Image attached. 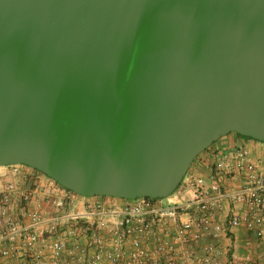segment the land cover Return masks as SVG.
<instances>
[{
    "label": "water",
    "instance_id": "1",
    "mask_svg": "<svg viewBox=\"0 0 264 264\" xmlns=\"http://www.w3.org/2000/svg\"><path fill=\"white\" fill-rule=\"evenodd\" d=\"M230 133L264 143V0H0V166L166 199Z\"/></svg>",
    "mask_w": 264,
    "mask_h": 264
},
{
    "label": "built area",
    "instance_id": "2",
    "mask_svg": "<svg viewBox=\"0 0 264 264\" xmlns=\"http://www.w3.org/2000/svg\"><path fill=\"white\" fill-rule=\"evenodd\" d=\"M214 155L166 199L85 197L0 166V264H255L221 242L245 230L264 246V158L244 142Z\"/></svg>",
    "mask_w": 264,
    "mask_h": 264
},
{
    "label": "crops",
    "instance_id": "3",
    "mask_svg": "<svg viewBox=\"0 0 264 264\" xmlns=\"http://www.w3.org/2000/svg\"><path fill=\"white\" fill-rule=\"evenodd\" d=\"M245 143L251 150L254 160L260 157L264 158V143L253 139H247L237 133H230L215 142L206 151L201 153L194 161V167L198 173L208 174L215 159V153L219 150H227L235 143ZM220 218V217H219ZM251 242V246H247V242ZM222 246H232V248L242 257L251 255L255 264H264V246L259 245L254 234L247 233L245 230L237 232L236 239L221 242Z\"/></svg>",
    "mask_w": 264,
    "mask_h": 264
},
{
    "label": "trees",
    "instance_id": "4",
    "mask_svg": "<svg viewBox=\"0 0 264 264\" xmlns=\"http://www.w3.org/2000/svg\"><path fill=\"white\" fill-rule=\"evenodd\" d=\"M247 139H251V138H249V137H246ZM257 141V140H256Z\"/></svg>",
    "mask_w": 264,
    "mask_h": 264
}]
</instances>
